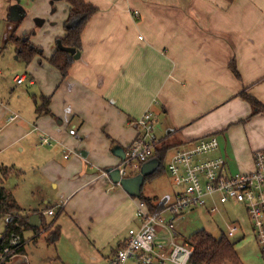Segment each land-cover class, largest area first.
I'll return each instance as SVG.
<instances>
[{
    "label": "crops",
    "instance_id": "crops-1",
    "mask_svg": "<svg viewBox=\"0 0 264 264\" xmlns=\"http://www.w3.org/2000/svg\"><path fill=\"white\" fill-rule=\"evenodd\" d=\"M84 1L96 7L97 13L83 29L80 56L67 76L60 80L47 62L65 34L61 21L69 6H63L60 21L55 16L57 1L48 0L51 20L37 17L31 27L38 31L46 27L42 31L50 36L41 45L32 37L33 30L29 39L42 48L40 61L13 78L16 84L23 76L26 80L19 86L37 89L34 116L41 97L49 98L47 109L56 121L41 115L31 131L37 146H46L40 145L41 136L53 141L46 163L63 174L62 182L57 179L59 183L53 185L61 196L57 211L46 203L42 209L19 207L25 214L37 211L56 219L54 226L60 228L56 242L61 241L56 260L60 256L68 262L71 255H79L84 263L90 257L100 263L103 258L111 261L113 251L123 245L126 225L129 229L139 226L135 217L139 197L130 196L101 173L117 169L137 135L133 123L145 112L154 116L156 138L169 137L170 154L174 148L215 136L218 149L212 156L222 157L230 174L253 171V155L264 153V112L253 114L240 93L245 91L264 107V0ZM0 2L4 9L10 5L9 9L23 13L15 35H27V29H20L26 17L25 0H14L12 5L9 0ZM9 16L8 11L5 20ZM232 59L239 78L229 70ZM48 77L53 81L46 85ZM19 119L12 113L7 122ZM72 129L74 136L69 134ZM1 167L13 170L1 184L11 192L17 185V172ZM175 194L167 197L164 206L173 202ZM142 195L160 201L156 194ZM35 217L30 215L32 223H37ZM65 219L71 223L70 232L65 230ZM53 220L44 218L46 224ZM45 232L31 234L27 240L34 244ZM27 240L20 254L24 257ZM91 248L94 255H85Z\"/></svg>",
    "mask_w": 264,
    "mask_h": 264
},
{
    "label": "rangeland",
    "instance_id": "rangeland-1",
    "mask_svg": "<svg viewBox=\"0 0 264 264\" xmlns=\"http://www.w3.org/2000/svg\"><path fill=\"white\" fill-rule=\"evenodd\" d=\"M13 2L14 0H9L7 3H11L12 5ZM24 5L26 17L20 29H27L29 35L34 33L33 30H36L34 26L31 27L32 21L35 18L39 17L51 20L48 0H25ZM65 5L67 4L63 1H57L54 5L57 9L55 16L58 19L60 18V21L61 16H63V6ZM9 8L4 9L0 2V166L13 167L17 172V185L10 190L21 208L26 211L30 209H42L48 204L53 206L54 210L57 211L56 207L60 203L61 196L57 194L58 190L53 185L58 182L57 179L61 181L63 174L46 163L50 159L48 155L49 149H53V146L43 147L35 145L37 137L35 132L31 131L33 123L37 120V116L33 114V96L39 93H37V89L35 88H25L13 82L15 75L22 74V70L33 62L38 64L40 58L36 56L30 63L25 64L16 56L13 45L5 43L11 29L16 26L19 17L22 16L17 9ZM8 11L10 22L5 20ZM66 17L61 21V28L63 30H65L64 23ZM42 30L45 31L47 28H42ZM42 30H36L32 37L35 41L44 45L50 35H44ZM34 46L42 50L40 46ZM41 59L43 60V58ZM47 64L49 63L47 62ZM57 73L60 80H63L58 71ZM52 81L48 77L46 85L51 84ZM12 113H17L20 119L15 123H8L7 118ZM49 117L54 120L56 119L52 116L51 112ZM39 130H42V128ZM26 132L30 133L23 137ZM169 154L170 152L163 159V168L166 166ZM167 177L165 172H161L146 179L141 191L142 194H156L160 197L159 200L165 204L172 197V193L179 190L178 187L169 185ZM32 212L30 211L28 214L31 215ZM44 218L46 221L53 220V218L51 219L48 216H44ZM165 218H169V216L165 215ZM66 221L67 219H65V230L68 229L70 232L71 223H66ZM179 221L180 223L175 230L179 240L186 239L192 233L201 230L212 235L214 238H219L222 234L227 233V228L229 225L231 226V223L237 222L241 227V231L229 240L235 242V250L242 264H264L261 249L254 240L250 223L242 206L233 203L226 204L218 207V210L213 214L207 213L204 209H198L184 213L180 216ZM4 222V219H0V236L4 230ZM128 230L129 225H126L124 228L126 234ZM48 233L49 231H46L45 235H40L34 244L30 240H27V237L32 233H25L24 238L28 241L26 247L27 257L17 255L11 264H109L110 262L108 261L109 259L103 258L100 263H94L90 257L88 258V262L84 263L82 257L79 255H71V259L68 258V262H64L60 256L56 260V257L59 255L57 249L61 241L59 243L55 242L54 246H52L47 237ZM25 244L26 242L24 241ZM85 255H94L92 248ZM128 264L135 263L129 261Z\"/></svg>",
    "mask_w": 264,
    "mask_h": 264
},
{
    "label": "built area",
    "instance_id": "built-area-1",
    "mask_svg": "<svg viewBox=\"0 0 264 264\" xmlns=\"http://www.w3.org/2000/svg\"><path fill=\"white\" fill-rule=\"evenodd\" d=\"M132 15L137 17L138 12ZM25 78L16 79L21 85ZM32 85V81H28ZM155 119L145 112L134 123L137 135L117 167L121 179L137 176L141 167L154 155L158 139L154 134ZM74 136L75 130H69ZM40 145L51 146L47 136L39 138ZM218 149L215 136H207L174 148L165 171L174 186L178 187L173 202L156 214L145 211L142 203L135 213L137 228L127 231L123 245L112 256L109 264H189L192 249L179 240L175 232L177 221L184 213L204 209L213 213L219 206L236 204L244 208L264 258V153L253 155L254 169L249 173L230 174L225 160L212 156ZM109 170L101 173L106 177ZM52 211H47L52 215ZM168 215L169 218H165ZM241 231L237 222L231 223L224 234L228 239ZM24 243L11 237L8 246L0 251V264H9L12 256Z\"/></svg>",
    "mask_w": 264,
    "mask_h": 264
},
{
    "label": "trees",
    "instance_id": "trees-1",
    "mask_svg": "<svg viewBox=\"0 0 264 264\" xmlns=\"http://www.w3.org/2000/svg\"><path fill=\"white\" fill-rule=\"evenodd\" d=\"M51 1H63L69 6L68 14L64 23L65 34L58 40L61 42L63 47L73 48L79 51L81 49V34L83 29L88 21L97 13V8L84 0ZM225 1L231 3L233 0ZM21 15L22 16L19 17L16 26L11 29L5 43L12 44L16 56L25 64H28L36 56H41V50L30 43L29 39L31 34L21 37L15 35L17 25L23 18V13H21ZM8 21L10 22V16ZM71 23H73V25L69 27ZM48 63L55 68L59 72L61 78L64 79L74 63V59L68 53L56 49L49 57ZM228 67L236 78L240 77L233 59L230 60ZM240 96L249 104L253 114L264 112V107L245 91L241 92ZM40 102L41 103L39 105L36 104L35 107L36 116L39 117L41 115H49L50 113L47 109L49 98L41 97ZM172 146L173 145L171 144L169 137L157 141V144L154 147V155L148 160H153L157 163L156 168L152 172V176L165 171V168L162 166V162L168 151L172 149ZM12 173L13 170L11 168H0V219L5 220L4 230L0 236V251L8 246V242L11 237H18L21 242L24 243L25 233L31 232L32 234L37 235L40 230L49 231L47 236L48 240L51 244H54L60 234V228L58 226H54L56 219H54L51 223L46 224L43 215L37 211H33L31 215L34 214L38 216L40 225L37 227L31 225L29 222L30 215L25 214V212L17 204L12 193L8 189L1 186L2 182L8 180ZM151 177H146L145 180ZM139 200L144 205L145 211L150 214L159 213L165 208L164 204L156 198L144 197L140 194ZM59 214L60 210L57 215ZM183 242L192 249L189 264H242L235 250V242L230 241L224 234H222L219 238H214L212 235L201 230L192 233L188 238L183 239ZM119 248L114 250L113 254H115ZM22 251L23 247L13 253L12 256L14 257L20 255Z\"/></svg>",
    "mask_w": 264,
    "mask_h": 264
},
{
    "label": "water",
    "instance_id": "water-1",
    "mask_svg": "<svg viewBox=\"0 0 264 264\" xmlns=\"http://www.w3.org/2000/svg\"><path fill=\"white\" fill-rule=\"evenodd\" d=\"M72 25L73 23H71L69 27H71ZM57 49L68 53L69 55L72 56L74 60H77L80 56L79 51L73 48L63 47L59 40L57 41ZM123 158H124V155L122 159ZM156 165L157 163L155 161H151L150 163L144 164L141 167L140 173L136 177H133L131 179H121L117 169H109V173L107 177H110L114 183L119 184L130 196L139 197L140 187L142 186L145 177L154 171V169L156 168ZM147 169L149 170L148 174L146 172ZM35 219L37 220V223H32V218H29V222L31 223V225L37 227L40 223V220L37 215Z\"/></svg>",
    "mask_w": 264,
    "mask_h": 264
}]
</instances>
